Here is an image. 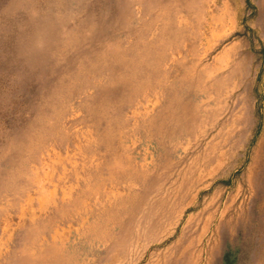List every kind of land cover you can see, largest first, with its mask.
Instances as JSON below:
<instances>
[{
  "label": "rangeland",
  "instance_id": "obj_1",
  "mask_svg": "<svg viewBox=\"0 0 264 264\" xmlns=\"http://www.w3.org/2000/svg\"><path fill=\"white\" fill-rule=\"evenodd\" d=\"M0 264H264V0H0Z\"/></svg>",
  "mask_w": 264,
  "mask_h": 264
}]
</instances>
